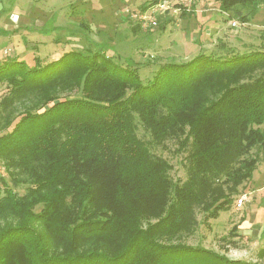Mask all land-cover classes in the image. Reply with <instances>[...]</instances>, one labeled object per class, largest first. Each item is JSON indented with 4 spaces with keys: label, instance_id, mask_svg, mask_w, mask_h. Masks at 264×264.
<instances>
[{
    "label": "trees",
    "instance_id": "1",
    "mask_svg": "<svg viewBox=\"0 0 264 264\" xmlns=\"http://www.w3.org/2000/svg\"><path fill=\"white\" fill-rule=\"evenodd\" d=\"M218 1L243 24L264 8ZM241 40L151 79L103 49L0 60V220L14 219L0 264H263L178 241L264 163V46ZM159 149L182 157L184 180Z\"/></svg>",
    "mask_w": 264,
    "mask_h": 264
},
{
    "label": "rangeland",
    "instance_id": "2",
    "mask_svg": "<svg viewBox=\"0 0 264 264\" xmlns=\"http://www.w3.org/2000/svg\"><path fill=\"white\" fill-rule=\"evenodd\" d=\"M152 3L153 0H0V60L15 56L34 65L36 56L47 63L70 50L103 49L122 62L129 59L140 63L142 78L151 79L163 63L189 61L205 49L217 50L222 42L240 47L237 39L241 38L264 46L263 7L243 24L223 13L218 0ZM183 9L189 12L181 16ZM154 20L159 24L167 21V28L151 26ZM6 91V85H1L0 99ZM169 148L173 150L174 145L170 143ZM168 150L158 152L173 163V177L184 180L182 157ZM240 190L233 207L222 211L218 218L204 221V213L199 212L201 224L197 231L183 234L178 241L212 249L231 259L264 264L258 255L264 247V163ZM241 197L245 200L239 207ZM9 220L10 214L5 213L0 230L14 221Z\"/></svg>",
    "mask_w": 264,
    "mask_h": 264
},
{
    "label": "built area",
    "instance_id": "3",
    "mask_svg": "<svg viewBox=\"0 0 264 264\" xmlns=\"http://www.w3.org/2000/svg\"><path fill=\"white\" fill-rule=\"evenodd\" d=\"M153 24H155V22H153ZM233 25L234 26H236L237 25V21H234L233 22ZM244 198L243 197H241L239 200H238V203H237V205L240 207V206H242V204H244Z\"/></svg>",
    "mask_w": 264,
    "mask_h": 264
}]
</instances>
